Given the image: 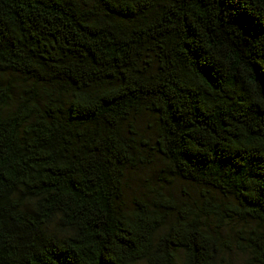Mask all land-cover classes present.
<instances>
[{
	"label": "trees",
	"instance_id": "trees-1",
	"mask_svg": "<svg viewBox=\"0 0 264 264\" xmlns=\"http://www.w3.org/2000/svg\"><path fill=\"white\" fill-rule=\"evenodd\" d=\"M5 74L0 264H264V0H0ZM143 114L193 207H122Z\"/></svg>",
	"mask_w": 264,
	"mask_h": 264
},
{
	"label": "rangeland",
	"instance_id": "rangeland-1",
	"mask_svg": "<svg viewBox=\"0 0 264 264\" xmlns=\"http://www.w3.org/2000/svg\"><path fill=\"white\" fill-rule=\"evenodd\" d=\"M16 78L12 74L0 75V83ZM156 121L149 114H143L135 120L134 144L138 151L136 167L126 172L123 181L122 207L131 211L136 201L150 202L152 195L161 194L163 197L172 198L178 205L193 207L199 202L201 188L188 184L173 177L165 169L162 159L152 150L155 145ZM211 230H215L216 223L208 221ZM235 225V224H234ZM241 226L238 227V229ZM237 229V225L233 227ZM231 226H227L221 235H230L233 232ZM219 231V229H217ZM233 264H245V257L235 253L230 256Z\"/></svg>",
	"mask_w": 264,
	"mask_h": 264
}]
</instances>
